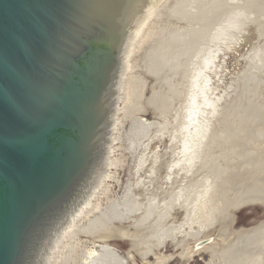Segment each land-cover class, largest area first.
Returning a JSON list of instances; mask_svg holds the SVG:
<instances>
[{
  "label": "water",
  "instance_id": "obj_1",
  "mask_svg": "<svg viewBox=\"0 0 264 264\" xmlns=\"http://www.w3.org/2000/svg\"><path fill=\"white\" fill-rule=\"evenodd\" d=\"M0 264H264V0H0Z\"/></svg>",
  "mask_w": 264,
  "mask_h": 264
}]
</instances>
